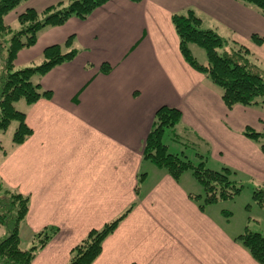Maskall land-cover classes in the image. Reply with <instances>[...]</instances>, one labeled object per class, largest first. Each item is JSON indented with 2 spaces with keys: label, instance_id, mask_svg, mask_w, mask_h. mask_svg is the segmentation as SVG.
<instances>
[{
  "label": "crops",
  "instance_id": "1",
  "mask_svg": "<svg viewBox=\"0 0 264 264\" xmlns=\"http://www.w3.org/2000/svg\"><path fill=\"white\" fill-rule=\"evenodd\" d=\"M61 1H25L5 21ZM188 11L204 29L250 49L264 69V42L253 40L264 39V16L235 0H110L87 19L42 30L34 46L18 53L15 68L22 69L40 64L53 45L77 51L35 78L51 98L16 103L32 135L8 149L0 145V179L30 199L21 230L59 228L32 264H69L91 231L115 221L92 264H261L223 213L201 208L194 196L202 188L192 174L177 180L144 159L156 113L177 108L186 141H170L174 153L203 156L196 146L204 144L220 166L264 186V152L244 134L257 128L253 122L262 126L264 106L227 108L221 90L187 61L173 17ZM198 47L190 51L206 66Z\"/></svg>",
  "mask_w": 264,
  "mask_h": 264
},
{
  "label": "trees",
  "instance_id": "2",
  "mask_svg": "<svg viewBox=\"0 0 264 264\" xmlns=\"http://www.w3.org/2000/svg\"><path fill=\"white\" fill-rule=\"evenodd\" d=\"M28 0H0V46L5 48L7 57L0 65V132H6L13 122L18 126L13 136L15 145L22 144L32 135V129L26 123V114L16 108V103L24 101L33 105L42 98H51L52 92L44 90L35 81L53 68L71 61L77 55L76 50L64 52L61 45H53L44 51L43 61L22 69L15 68L18 53L30 48L37 42L39 33L49 27L64 25L70 18L87 19L96 9L110 0H64L47 8L43 12L28 9L18 17L19 29L5 23L8 14ZM140 1V0H133ZM246 7L256 10L264 16V0H235ZM173 23L180 37V47L187 61L206 76L222 92V98L229 109L235 106L262 107L264 105V69L260 60L247 47L222 37L215 30L204 29L203 20L194 11L185 15H175ZM4 38V39H2ZM253 40L262 44L264 39L255 35ZM71 39L67 42L70 45ZM201 47L208 58L203 66L197 62L190 51V45ZM3 59L1 58V61ZM182 112L177 108L162 107L155 116L153 129L144 149V159L157 168L166 171L175 179L191 172L202 188L200 195L194 197L201 202V208L233 199L242 191L232 179L233 171L223 167L221 171L206 167L204 156L196 153L199 160L194 162L183 150L180 153L170 151L166 141L182 142L179 135ZM188 133L186 132L185 135ZM244 134L256 143H260L264 152V131L257 132L251 127ZM253 200L264 208V186L254 188ZM30 199L11 189L0 179V227L8 230V235L0 242V264H32L37 253L43 250L59 232L57 227H47L36 233L29 249H22L21 228L29 212ZM119 221L106 225L102 230H93L89 236L72 250L69 264H92L102 251L105 238L111 234ZM241 244L253 257L264 264V234L253 232L248 227L238 236Z\"/></svg>",
  "mask_w": 264,
  "mask_h": 264
},
{
  "label": "rangeland",
  "instance_id": "3",
  "mask_svg": "<svg viewBox=\"0 0 264 264\" xmlns=\"http://www.w3.org/2000/svg\"><path fill=\"white\" fill-rule=\"evenodd\" d=\"M14 13H16V12H14ZM9 21H10V18H9ZM5 23H6V21H5ZM8 25H10V24H8ZM11 26L16 30L19 29L20 26H19L17 19L14 21H11ZM0 39H1V37H0ZM2 39H4V38H2ZM0 41H1V44H3V42H2L3 40H0ZM1 47L2 46H0V50H1ZM3 49H4V51L2 53L0 52V65H4V62H5L6 57H7V52H5V48H3ZM197 51H199V53H201V55L203 57H206V53L201 47H198ZM1 58L3 59L2 61H1ZM42 61H37V64L38 63L41 64ZM22 103H25V102L22 101ZM16 105L19 109L21 108V105H19V104H16ZM259 112L264 117V108H260ZM252 124L253 125L256 124L254 126H256L258 129H260L261 127L263 128V129L258 130L257 128L252 127L257 132H263L264 131V122H263L262 126H260V127H259V124H261V123H258V121L256 123L253 122ZM17 126H18V123L13 122L6 132H0V145L2 144L3 147H5L7 149L9 147H11V144L13 142V136H14V133H15ZM181 140H182V142L186 141L184 138ZM262 141L264 142V139H262ZM164 142H167L168 144L171 145V143L169 141V137L166 138V141H164ZM257 144H258V146H260V143H257ZM196 148L198 149V151L201 150V152L204 156L203 160L206 162L207 168H209V169L215 168L214 170H217V171L222 170V168L224 166H220L218 163H216L210 157V155L207 152L204 144H199L196 146ZM260 148H261V146H260ZM173 149H174L173 146H171L170 151L173 152ZM191 159L196 163H197V161L199 162V160L196 158V156L192 157ZM228 168L233 171L232 179L239 185V187H241L242 191L240 192V194L235 196L233 199H229L227 201H223V202H219V203L215 204L213 206V207H215L214 209L219 214L223 213L225 215V217L232 222L233 232H235L237 234H242L245 232L246 228L248 227L253 232H260V233L264 234V208L257 205L253 200L254 188H256L260 185V180H258V178L254 177L250 174H247V173H245L239 169H236L233 167L231 168L230 166H228ZM189 173L191 174V172H189ZM210 209H212V208H209V211H211ZM29 233L21 230V238H22V247L21 248L22 249H29V246H30L29 243H31L32 237L35 235V234H29ZM7 235H8L7 228L4 226L0 227V242L2 240H4ZM28 238H30V239L28 240Z\"/></svg>",
  "mask_w": 264,
  "mask_h": 264
}]
</instances>
